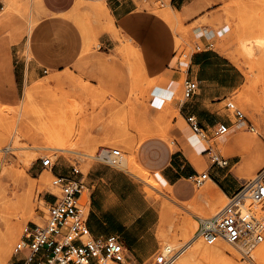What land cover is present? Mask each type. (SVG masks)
<instances>
[{
	"label": "rangeland",
	"instance_id": "374dc122",
	"mask_svg": "<svg viewBox=\"0 0 264 264\" xmlns=\"http://www.w3.org/2000/svg\"><path fill=\"white\" fill-rule=\"evenodd\" d=\"M2 1L7 7L1 14L18 12L29 27L36 20L33 9L41 16L34 44L25 51L30 60L37 57L43 68L49 46L52 50L55 48L57 59L64 60L74 54L72 63L46 67L39 75L28 77L24 85L20 78L18 87L0 69V237L8 225L15 224L18 228L2 264L12 263L15 247L28 226L44 223L48 203L53 195L60 196L55 177L72 176L88 184L96 168L104 169V177L116 184L121 182V175L110 170L130 180L124 181L130 182V197L124 200L136 202L135 206H129L136 208L137 215H141V206L145 213L140 220L115 223L124 226L127 235L157 243L144 264H152L153 255L169 245L178 252L172 264H183L180 259L191 250L193 242L189 241L193 230V235L201 234L202 221L214 218L229 200L218 195L215 201H210L203 194L208 180L200 187L193 180L175 184L174 196L172 189L159 178V171L168 162L169 146L174 143L173 153L184 147L185 141L181 140L180 129L175 124V119L181 117L175 109L165 111L152 103V91L147 89L150 80L129 41L118 28L112 34L106 31L110 12L104 10L108 7L107 0H81V8L75 7L70 13L72 19L65 15L50 16L39 8V0ZM134 1L141 9H154L163 16L171 10L170 0H152V4ZM160 1L165 7L160 6ZM222 2L223 7L207 15L200 24L216 29L227 26L232 32L233 44L226 55L240 68L246 67L248 75L245 86L222 107L234 104L254 127L241 126L230 111L235 126L226 134L206 139L197 135L212 150L209 156L200 158L211 163L216 158L228 162L233 171L249 182L264 168V130L258 124L259 120L264 123V0ZM95 7L99 8L98 12L92 10ZM56 20H65L68 24L49 30L46 24ZM172 25L181 36L173 66L178 69L181 64L185 72L195 52L194 42L189 29L183 27V18H176ZM184 82L185 76L168 103L186 100ZM30 90L34 93L29 100L26 96ZM102 149L121 152L116 165L98 158ZM46 157L55 162L52 172L41 165ZM73 168L78 173L74 174ZM200 171L206 173V169ZM155 181L160 184L157 188L152 186ZM90 194L91 190L85 189L81 198L86 214ZM91 224L97 226L99 222ZM199 241L210 246L202 237L195 242ZM221 243L233 252L225 250L218 261L204 264H264V260L258 263L256 258L264 241L248 258L237 248ZM104 264L118 263L106 261Z\"/></svg>",
	"mask_w": 264,
	"mask_h": 264
},
{
	"label": "crops",
	"instance_id": "0c3cea01",
	"mask_svg": "<svg viewBox=\"0 0 264 264\" xmlns=\"http://www.w3.org/2000/svg\"><path fill=\"white\" fill-rule=\"evenodd\" d=\"M77 1L41 0L39 8L50 16L65 15L71 19L68 14L75 8ZM107 4L116 28L121 30L130 45L139 53L145 76L150 80L147 89L152 91V103L165 111L175 109L181 117L175 119V124L180 129L181 140L185 141L184 147L173 153L176 149L174 143L173 146H169L168 162L159 171V178L166 187L172 189L175 196V184L194 180L201 175L200 169H206L208 181L230 198L245 186L247 181L238 171H233L228 162L219 165L209 160H202L200 156L206 158L212 150L206 148L202 140L191 130L189 123V118H194L195 123L207 137L213 136L214 128L220 125L230 128L235 126L233 115L230 114L227 105L223 107L222 105L237 90L245 86L247 68H240L226 55L233 44L229 27L216 29L210 25L200 24L207 15L210 16L221 9L224 3L222 0H170L169 6L174 18H183V27L189 29L190 38L195 46V52L185 72L182 71L181 64L178 69L173 66L181 36L178 28L174 27L165 16L156 13L154 9L151 11L141 9L134 0H107ZM149 4H152V1ZM6 7L7 5L0 0V69L6 72L16 87L20 84L18 83L20 78L21 85H24L28 77L39 75L46 67L66 66L74 61L73 53L64 60L57 59L55 48L52 50L51 46L48 49L47 59L43 61V68L40 67L37 57L30 60L25 55V51L27 46L34 44L41 16L33 9L38 21L31 29L20 13L9 11L1 14ZM67 24L65 20H56L46 25L51 30ZM183 76L185 80L197 81L199 89L194 97L172 105L167 101H170L179 90V82ZM246 124L251 128L254 127V123L247 117ZM258 124L264 130V123L261 120ZM262 139H264L263 135ZM110 172L121 175V182L116 184V181L106 179L103 174L104 169L96 168L90 175L89 183H86L87 189L91 190L88 213L91 235L95 238L120 236L132 259L144 264L158 245L150 244L143 237L127 235L124 226L115 223L140 220L145 212L141 206V215H137L136 208L129 206H135L136 202L124 200L130 197L128 192L130 182L124 181L130 180L118 171L110 170ZM203 194L205 195V191ZM196 199L199 197L196 196ZM92 221L99 222V225L93 226Z\"/></svg>",
	"mask_w": 264,
	"mask_h": 264
},
{
	"label": "built area",
	"instance_id": "2783aa9c",
	"mask_svg": "<svg viewBox=\"0 0 264 264\" xmlns=\"http://www.w3.org/2000/svg\"><path fill=\"white\" fill-rule=\"evenodd\" d=\"M144 1L149 4L152 0ZM160 4L161 7L166 5L162 1ZM198 89L197 81L185 80V99L194 97ZM227 108L234 114L237 123L241 126L246 124L245 114L234 104H227ZM189 123L195 134L203 139L207 138L194 118H189ZM230 129L220 125L214 128V135H224ZM98 158L102 162L116 165L121 158V152L102 149ZM214 163L227 164L218 158ZM41 165L50 171L55 169V162L50 157L43 158ZM73 173L78 171L73 168ZM55 178V185L60 188V196L53 195V199L48 203V212L43 224H32L24 230L20 242L15 247L11 264H104L106 261L134 264L135 261L120 236L95 238L91 235L88 214L81 204L82 194L87 189L83 180L72 176ZM208 179V174L204 173L193 181L200 187ZM228 200L226 206L201 228L200 236L208 245L224 241L237 248L244 258H248L264 241V168ZM177 254L173 248L165 247L153 255L152 264H170Z\"/></svg>",
	"mask_w": 264,
	"mask_h": 264
},
{
	"label": "bare ground",
	"instance_id": "6f19581e",
	"mask_svg": "<svg viewBox=\"0 0 264 264\" xmlns=\"http://www.w3.org/2000/svg\"><path fill=\"white\" fill-rule=\"evenodd\" d=\"M40 4H41V0H39ZM82 6V2L81 0H78L77 1V4H76V8H81ZM92 9V8H91ZM93 11L95 12H98L99 11V8H93L92 9ZM106 12L108 10V7H105L104 9ZM73 12V11H72ZM109 12V11H108ZM73 14V13H72ZM69 17L72 19L70 13L68 14ZM107 16H108V24H107V28H106V31L108 33H115L117 28L114 24V19L112 17V15L109 13H107ZM166 19L171 23V24H174V21L177 17L174 18L173 16V11L170 10L168 11V13L165 15ZM38 20H35L33 23H31V29L35 26V24L37 23ZM132 46V45H131ZM130 46V47H131ZM132 49H134L135 53L137 54V56L139 57V53L137 50H135V48L132 46L131 47ZM176 60V58H175ZM176 61H174L175 63ZM55 81V80H54ZM56 83V82H55ZM154 83V82H153ZM155 84V83H154ZM153 86V85H152ZM34 89V88H33ZM34 91L33 90H30L28 91L27 93V96L29 98V100L32 98V95H33ZM48 103V102H47ZM55 103V102H54ZM53 103V104H54ZM6 113V111H3V113ZM44 137V136H43ZM52 138V136H51ZM56 140V139H54ZM57 142V140H56ZM58 145H61L62 147V144H59L57 143V146ZM9 147V146H8ZM51 148V146H49ZM7 148V147H6ZM54 149V148H53ZM60 149V148H58ZM57 149V150H58ZM61 150H64L63 148H61ZM30 157V156H29ZM31 158V157H30ZM30 158H27V159H30ZM52 172V171H51ZM46 175V174H45ZM47 176V175H46ZM150 178V177H149ZM147 179V178H146ZM47 178H43V181H46L47 182ZM158 185H160L158 182H152V186L153 187H158ZM170 190V189H169ZM28 192V191H27ZM171 192V190H170ZM170 194V193H169ZM202 194V193H201ZM205 195L206 197L210 200V201H215L218 197V195L220 196H225L215 185H213L211 182H209L207 184V187L205 189ZM226 197V196H225ZM22 205V204H20ZM20 208V207H19ZM21 211V210H20ZM21 215V214H20ZM165 215V214H164ZM163 217V215H162ZM213 218H209V219H206V220H203L202 221V225L204 224H208ZM9 223V222H8ZM193 230V229H192ZM17 232H18V228L15 224H10L8 225L7 227V231L4 235H2L0 237V264L3 263L4 261V257L7 256V254L10 252L11 250V246L13 244V242L15 241V238L17 236ZM194 234V230L192 232V234L190 236H193V240L190 239L191 241L189 242H193L192 243V247H191V250L189 251V253L185 256V258L183 257V259L181 258L180 261L183 263V264H204V263H207V262H210V263H214L216 261H218L220 258H222L224 256V252L225 250H228V251H232L231 248H229L228 246H223L221 242L223 241H220L218 243H216L215 245H210V246H206L202 241H199L198 243L197 240L200 239V234L199 235H193ZM186 236V235H185ZM189 236V238H190ZM195 236V237H194ZM188 238V239H189ZM196 241V242H195ZM187 242V240H186ZM169 245V244H168ZM168 247H171L172 248V245H169ZM233 252V251H232ZM256 258L258 260V263H261L263 262L264 260V246L257 252L256 254ZM178 260V259H177ZM173 262V261H172ZM172 262L170 264H172Z\"/></svg>",
	"mask_w": 264,
	"mask_h": 264
}]
</instances>
